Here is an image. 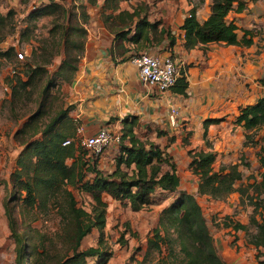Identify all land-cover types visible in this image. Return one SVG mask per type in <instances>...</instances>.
Segmentation results:
<instances>
[{
  "label": "trees",
  "instance_id": "trees-1",
  "mask_svg": "<svg viewBox=\"0 0 264 264\" xmlns=\"http://www.w3.org/2000/svg\"><path fill=\"white\" fill-rule=\"evenodd\" d=\"M212 1V14L203 24L197 20V9L191 11L182 28L185 32L184 47L192 50L211 44L250 46L252 40L248 36L251 33L245 32L244 39L239 41L238 27L226 21L235 5L237 12L244 11V0ZM88 2L95 4L93 0ZM85 10L84 5L67 7L64 0H48L29 16L34 20L52 17L53 27L48 38L33 52V62L25 64L26 77L23 78L27 80L17 77L16 84L12 86L10 105L14 115L16 108L26 109L17 119L24 121L14 136L22 151L17 161L18 168L6 187L3 203L18 253V264H24L26 260V264H89L90 258H95L96 264H108L113 252L105 242L109 209L106 198L129 206L132 212H140L156 203L159 192L177 195V198L161 212L159 224L148 240V255L152 252L158 255L153 264H226L219 256L197 199L179 191L181 179L173 159L159 147L142 141L135 133V121H125L116 155L117 169L111 175L105 176L97 168L96 161L100 157L84 148H77L74 143L63 145L76 136V127L68 116L71 108L64 109L58 82H71L79 69L87 38L81 22V19H86ZM7 18L9 16L0 14V25ZM140 24H143V31L131 41L142 48L141 41L148 40L149 31L157 30L159 23L152 25L145 17ZM130 33H119L118 38L125 40ZM174 44L172 39L170 47ZM14 50L2 56L8 57ZM132 51L129 59L141 53L137 48ZM58 59L60 64H56ZM53 65L56 70L52 75L48 67ZM187 89L186 77L182 76L171 91L186 96ZM31 102L36 103L35 111L28 109ZM236 123L248 131L261 129L264 125V99L256 106L244 109ZM251 138L247 136L248 141ZM189 154L190 167L199 179V196L225 201L232 194L239 193L242 201L245 197L250 201L254 207L250 225L233 226L236 230L245 231L249 243L257 250H264V201L261 199L264 195V172L260 181L255 178L254 183L242 188L239 183L243 175L239 165L216 168L217 155L213 151H190ZM260 165L264 170V153ZM90 174L95 177L88 179ZM250 190L252 194H249ZM75 192L89 198V210L79 206ZM49 205L56 208L60 216L61 227L57 237L64 255L59 261L62 255L52 253L56 250L55 243L42 241L37 245L31 241L34 231L30 229L29 234L23 233L18 219L19 210L24 216H30L36 210L45 211ZM128 228L129 225L126 226ZM251 228H255L256 233H250ZM95 230L99 233L98 247L82 251L84 239ZM123 240L122 246L126 247L128 241Z\"/></svg>",
  "mask_w": 264,
  "mask_h": 264
},
{
  "label": "crops",
  "instance_id": "crops-1",
  "mask_svg": "<svg viewBox=\"0 0 264 264\" xmlns=\"http://www.w3.org/2000/svg\"><path fill=\"white\" fill-rule=\"evenodd\" d=\"M88 1L64 0L67 7H86V19L81 22L87 38L79 69L71 82H58L64 109L71 108L68 116L76 127L72 143L81 147L76 139L80 127L86 137L104 129L121 134L125 121H135L137 136L173 159L181 179L179 191L194 196L204 214L208 209L211 217L205 216L222 260L226 264H264V250H257L249 243L247 233L233 226L250 225L254 208L251 213L243 211L239 193L225 201L199 196V179L190 167L189 154L213 151L217 155L215 167L239 165L243 182L250 175L264 172L260 165L264 133L261 129L248 131L236 123L244 109L264 99V0H244V11L237 12L235 5L226 19L238 27L239 41L245 32L251 33L250 46L211 44L192 50L184 47L182 28L194 8L198 22L205 23L212 14V0H93L94 5ZM145 17L150 24L159 25L146 34L150 38L141 41L143 47L139 48L131 39L143 31L140 23ZM127 31H131L127 39L118 38L119 33ZM172 39L175 44L170 47ZM133 48L161 58L171 55L180 68L179 77H186L187 95L160 93L141 83L129 59ZM60 63L58 59L56 64ZM118 145L112 143L96 161L105 176L117 169ZM94 177L90 174L88 179ZM176 198L159 192L156 203L140 212H132L129 206L109 197L106 200L109 207L111 203L114 208L123 206L133 214L132 227L126 224L128 231L138 228L148 234L157 228L161 212ZM250 233H256V229L251 228Z\"/></svg>",
  "mask_w": 264,
  "mask_h": 264
},
{
  "label": "rangeland",
  "instance_id": "rangeland-1",
  "mask_svg": "<svg viewBox=\"0 0 264 264\" xmlns=\"http://www.w3.org/2000/svg\"><path fill=\"white\" fill-rule=\"evenodd\" d=\"M40 1V0H39ZM38 0H0V14L8 17L2 25H0V264H18V253L11 232L8 226L7 218L4 211V200L7 195L6 187L9 186L11 176L17 167V161L20 157L22 147H20L14 139L15 133L21 128L24 123L23 120L17 119L26 111L23 108H16V116L12 111L10 100L12 94V86L16 84L17 77H22L24 81L27 80L25 76L26 63L33 62V52L38 49L42 41L46 40L49 31L53 27L52 17H43L36 20L29 17L36 7L42 5ZM59 1V0H58ZM48 1L45 0L44 4ZM15 49L8 57V51ZM53 75L55 72V65L48 67ZM55 92V90L53 91ZM28 109L35 111L37 109L36 103L31 102ZM57 109V107H56ZM264 142V138L262 140ZM263 172L259 171V179ZM253 176V177H252ZM256 173L250 175L246 182L240 184L242 188L254 183L257 177ZM252 194V190L249 191ZM79 206L87 210L90 209V200L86 195L75 192ZM264 201V195L261 198ZM171 202V201H170ZM169 202V203H170ZM243 211L252 212L253 206L245 197L241 200ZM206 208V207H205ZM250 208V209H248ZM107 227L105 230V242L107 247L113 252V257L108 264H153L158 259V255L152 252L146 254L147 240H149L153 231L143 233L138 228L126 230V224L132 227L133 214L123 206L114 208L111 203L108 209ZM22 210L18 211V219L20 229L23 233L29 234V230L34 233L31 241L55 243L56 250L63 257L64 250L59 242L58 232L60 231L61 223L60 216L56 208L49 205L45 211L36 210L30 216H24ZM206 216L211 214L208 209H205ZM36 219V220H35ZM212 224V220H210ZM133 236L131 234H134ZM60 234V233H59ZM128 237L126 239V235ZM128 241L127 247H123L124 240ZM99 233L95 230L87 236L82 243V251L91 247H98ZM48 245V244H47ZM139 254V256H137ZM26 261H23L26 264ZM89 264H96L95 258L88 259Z\"/></svg>",
  "mask_w": 264,
  "mask_h": 264
},
{
  "label": "built area",
  "instance_id": "built-area-1",
  "mask_svg": "<svg viewBox=\"0 0 264 264\" xmlns=\"http://www.w3.org/2000/svg\"><path fill=\"white\" fill-rule=\"evenodd\" d=\"M130 62L138 71L141 83L149 88H156L160 93L171 91L180 76V68L171 55L161 58L150 53L133 55ZM174 115L177 113L174 112ZM264 133V125L261 128ZM83 129H77V142L95 157H102L112 143H120L121 134L109 130H101L97 135L86 137L82 135ZM72 140H67L63 145L69 146Z\"/></svg>",
  "mask_w": 264,
  "mask_h": 264
}]
</instances>
